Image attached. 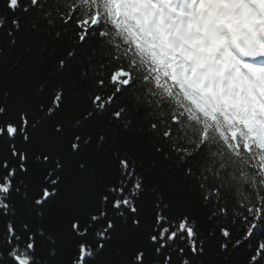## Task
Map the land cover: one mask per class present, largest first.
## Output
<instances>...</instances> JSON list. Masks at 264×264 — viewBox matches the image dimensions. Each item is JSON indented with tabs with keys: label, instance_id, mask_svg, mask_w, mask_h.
<instances>
[{
	"label": "snow or ice",
	"instance_id": "obj_1",
	"mask_svg": "<svg viewBox=\"0 0 264 264\" xmlns=\"http://www.w3.org/2000/svg\"><path fill=\"white\" fill-rule=\"evenodd\" d=\"M262 74L264 0H0V264H264Z\"/></svg>",
	"mask_w": 264,
	"mask_h": 264
},
{
	"label": "trees",
	"instance_id": "obj_2",
	"mask_svg": "<svg viewBox=\"0 0 264 264\" xmlns=\"http://www.w3.org/2000/svg\"><path fill=\"white\" fill-rule=\"evenodd\" d=\"M30 70H26V68H22L19 73H16L14 79L18 81V88L23 90L24 86L27 84L32 85V91L30 93H25L22 91V96L27 103H34L38 100L37 93L39 92V87L44 84V80L34 79V74H29ZM5 74H7V70H5ZM51 75V73H50ZM26 77V78H25ZM176 165L180 164L179 160H175L173 162ZM243 230L238 227L233 233V240L242 239L243 238ZM255 238H250L248 242L243 243L241 246H238L232 253L230 257V264H246L245 257L247 253L250 251L249 243H256Z\"/></svg>",
	"mask_w": 264,
	"mask_h": 264
}]
</instances>
